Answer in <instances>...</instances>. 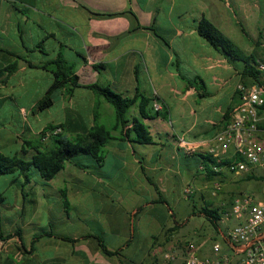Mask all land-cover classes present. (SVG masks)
Instances as JSON below:
<instances>
[{
    "label": "crops",
    "instance_id": "crops-1",
    "mask_svg": "<svg viewBox=\"0 0 264 264\" xmlns=\"http://www.w3.org/2000/svg\"><path fill=\"white\" fill-rule=\"evenodd\" d=\"M203 17L257 65L264 63V0H0L1 153L30 160L55 149L54 137L41 139L49 125L61 126L68 140L86 134L97 102L99 122L113 125V107L85 87L70 95L57 88L51 106L35 109L54 81L39 65L58 55L74 65L82 85L148 99L147 117L136 102L123 130L111 131L100 163L74 155L50 180L32 166L28 181L15 171L12 197L0 191V264H158L165 252L183 264L187 242L201 257H215L217 243L221 253L239 258L227 236L239 220L224 214L242 193L262 199L264 167L241 174L200 169L198 154L216 146L215 133L239 102L244 67L199 34ZM154 100L165 117L154 113ZM133 118L146 126L149 143L131 131L124 135ZM259 118L257 138L264 142V110ZM179 137L195 151H185ZM79 155L87 157L78 162ZM33 170L39 181L31 180ZM92 191L100 206L88 205L81 215L69 211L84 206L79 199ZM39 208L48 218L34 219ZM205 208L218 212L216 226Z\"/></svg>",
    "mask_w": 264,
    "mask_h": 264
},
{
    "label": "trees",
    "instance_id": "trees-1",
    "mask_svg": "<svg viewBox=\"0 0 264 264\" xmlns=\"http://www.w3.org/2000/svg\"><path fill=\"white\" fill-rule=\"evenodd\" d=\"M199 34L204 37L215 48L224 51L234 59H238L244 62V67L241 72L243 84H251L246 82V79L250 78L254 82H259L260 73L257 69V61L252 54H245L241 51L228 37H226L218 27H216L211 21L203 17L199 21L198 26ZM39 67L49 70L53 76L54 81L47 93L37 102L35 109H45L53 103V91L57 88L64 87L65 92L70 95L74 88L85 87L91 89L97 98H102L108 102L114 109L115 119L113 125L108 128L97 118L98 102L94 107V123L93 126L84 135H80L74 140H68L57 134L54 137L56 146L55 149L46 152H37L30 160H25L17 156H8L0 152V175L12 174L15 171H19L24 176L25 181L29 180L28 170L32 166L36 168L41 177L44 180H50L55 174L63 168L64 162L71 159L77 154H89L97 162L102 161V148L106 142L111 139V131L122 128L126 125V115L133 104L138 102L141 117H147L148 113L145 108L148 104V99L144 96L137 94L133 98L122 96L120 93L112 90L108 86H101L98 83L82 85L78 82V76L75 74L74 65L67 62L61 55H58L54 59L47 60L39 65ZM95 67H98L96 65ZM238 94V91H237ZM239 96V94H238ZM264 110V104L260 107V111ZM232 111V109H231ZM230 111V113H231ZM161 110H154L155 114L166 116L165 112L161 113ZM231 114H229V119ZM133 123L130 128L124 130V135H128L131 131L136 141L141 143H149L151 137L149 136L146 126L140 119L133 118ZM56 125H49L48 128H53ZM59 126V125H58ZM206 167L207 173H213L210 169V164L224 165L228 159L217 161L210 154L200 153L198 154ZM65 205L66 201L65 193L62 192ZM0 196V200H1ZM203 214L209 219L213 226H216V220L218 219V212L216 210L205 208ZM102 250L107 254H112V251L107 250L102 244Z\"/></svg>",
    "mask_w": 264,
    "mask_h": 264
},
{
    "label": "built area",
    "instance_id": "built-area-1",
    "mask_svg": "<svg viewBox=\"0 0 264 264\" xmlns=\"http://www.w3.org/2000/svg\"><path fill=\"white\" fill-rule=\"evenodd\" d=\"M259 82L251 84L239 83L237 91L239 102L235 105L229 121L214 135L215 147H210L205 154L212 155L217 161L228 159L224 165L210 164L213 172L226 167L234 174L249 171L252 167H264V142L257 138L259 131V111L264 104V63H258ZM153 110H161L158 100L152 103ZM62 131L61 126L47 128L41 133V139L47 140ZM178 144L187 152H194L195 146L183 137L178 138ZM201 170H206L204 164ZM217 188V186H215ZM263 197L255 200L250 193L236 196L225 218L234 217L239 222L232 226L227 236L238 250L239 258L233 261L227 254L220 252L219 244L213 245L215 257L198 256L193 243H186V255L183 264H264V244L260 231L264 225V182ZM193 192L191 185L184 188L187 197ZM215 193V191H214ZM158 264H176L172 252H165Z\"/></svg>",
    "mask_w": 264,
    "mask_h": 264
},
{
    "label": "rangeland",
    "instance_id": "rangeland-1",
    "mask_svg": "<svg viewBox=\"0 0 264 264\" xmlns=\"http://www.w3.org/2000/svg\"><path fill=\"white\" fill-rule=\"evenodd\" d=\"M84 157H87V156L79 155L75 159H76V161L79 162V161H81L80 158H84ZM191 165H192V168H194V169L196 168V166H197L196 157L192 158ZM17 175H18L17 172H15L13 174H2V175H0V191H3L4 194L7 196V198H11L14 189L19 186L16 181H12L14 179V177H17ZM30 178L32 181L33 180L34 181L40 180L36 171H34V170L31 171ZM21 180H23V179L21 178ZM56 182L58 183V181H56ZM192 182H194V181H192ZM192 184H189V185H192ZM195 185H196V181H195ZM260 190L263 191L262 185H261ZM98 197L100 198L101 196L98 195V193L96 191H92L89 194L85 193L81 196V199H79V202L81 203V205H83V204H85V205L81 206V207L77 206V208H75L74 210L69 209V211H71V213L73 211V213L81 215V213H85L84 207H88V205L89 206H95V205L100 206L102 204V201H98L97 200ZM193 201L197 207L199 205V198L195 197V198H193ZM36 213H37V215L34 216V219H36V220L38 218H42V217L45 219L48 218V213L45 212L42 208L41 209L39 208ZM261 239H262V242L264 244V236H261Z\"/></svg>",
    "mask_w": 264,
    "mask_h": 264
}]
</instances>
